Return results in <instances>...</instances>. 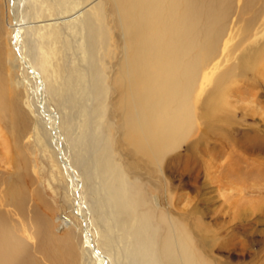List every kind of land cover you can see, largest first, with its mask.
I'll use <instances>...</instances> for the list:
<instances>
[{
    "label": "rangeland",
    "instance_id": "374dc122",
    "mask_svg": "<svg viewBox=\"0 0 264 264\" xmlns=\"http://www.w3.org/2000/svg\"><path fill=\"white\" fill-rule=\"evenodd\" d=\"M100 1L107 46L98 11L90 23L81 19L82 3L90 0L25 4L26 37L48 106L70 160L81 161L83 205L93 206L94 220L96 214L100 222H114L105 232L101 223L92 225L100 264H176L177 251L164 250L167 216L180 221L203 264H264V0H190L200 5L202 25L220 35L197 87L183 102L192 106L191 129L158 164L143 162L121 140L114 100L123 36L113 25L108 1ZM173 3L177 8L180 0ZM12 37L10 0H0V80L8 89L6 99L0 96L5 99L0 104V214L8 212L13 231L26 233L34 245L35 213L52 216L54 259L36 250V263L82 264V222L20 74ZM110 37L119 42L115 49ZM118 176L124 195L121 203L110 195V211L101 196L110 194L106 181ZM45 221L42 230L53 233Z\"/></svg>",
    "mask_w": 264,
    "mask_h": 264
},
{
    "label": "bare ground",
    "instance_id": "6f19581e",
    "mask_svg": "<svg viewBox=\"0 0 264 264\" xmlns=\"http://www.w3.org/2000/svg\"><path fill=\"white\" fill-rule=\"evenodd\" d=\"M105 1L106 4L108 1V7L115 15L113 22L115 29L123 36V41L120 43L124 59L123 68H121L118 81L115 82L117 86H114L116 96L114 108L118 111V125H121L122 132L121 140L127 142L130 147L132 146L133 154L139 156L143 162L158 164L163 161L169 151L175 149L186 138L191 129L192 106L186 105L187 108H185L183 102L184 99L188 102L197 87L199 75L208 67L211 61L210 55L215 50L220 31L218 32L216 28L214 34L211 35L210 25L208 23L202 25L200 5L195 1L180 0L177 8L173 0L168 3L164 0ZM25 4L26 0H10L13 32L11 40L15 44L20 74L26 76L24 81L29 95L35 101L37 114L42 117L48 129V141L56 151L60 166L71 187V206L82 222L81 263L100 264L97 256L98 248H96V241L92 234V225L95 221L101 223L100 226L105 232L114 228V222L110 219L100 222L96 214V220H94L93 206L83 205L85 198L82 195L83 177L79 172L81 161L79 158L77 161L70 160L62 141L54 110L48 106L44 79L38 74L37 59L26 37L29 23L26 20L28 13L25 11ZM97 11L103 33L108 36L102 41L107 46L110 42H107L109 35L103 25L102 2L90 0L86 4L82 3L81 19L90 23ZM95 31H93L94 34ZM118 43L112 40L114 49ZM3 65L4 63L0 61V68ZM4 86L6 85L0 80V96L6 99L4 92L8 89L3 90ZM3 98L0 104L5 102ZM110 167L105 165L107 170H111ZM106 173L108 175V172ZM107 181L106 190L110 194L106 197L103 194L101 198L104 199L106 208L111 211L110 195L114 197L115 203H121L124 195L121 187L123 181L119 179V176L118 181ZM105 198L108 199L107 204ZM8 216V212L0 214V264H37V257L34 256L36 250L49 261L54 259L53 245L57 231L52 216L45 218L35 213L34 220L37 226L35 234L38 241L36 245L29 240L30 237L26 236V233L22 232L23 234L20 235L17 234L18 231L17 233L13 231ZM45 220L49 221L47 224H52L53 233L48 229L42 230L44 228L42 222H46ZM164 221L167 230V245L164 246V250H168L169 254L171 250L177 251L179 262L177 261L176 264H193L194 260L203 264L201 255L198 256L196 252H193L194 249L191 248L190 240L185 235L180 221L172 216H167ZM59 236L64 235L60 233ZM108 238L111 239L112 236ZM67 246L68 254H71V246L68 242Z\"/></svg>",
    "mask_w": 264,
    "mask_h": 264
}]
</instances>
